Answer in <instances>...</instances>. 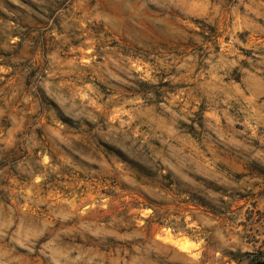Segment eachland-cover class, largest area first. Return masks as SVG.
<instances>
[{"label":"rangeland","instance_id":"obj_1","mask_svg":"<svg viewBox=\"0 0 264 264\" xmlns=\"http://www.w3.org/2000/svg\"><path fill=\"white\" fill-rule=\"evenodd\" d=\"M0 264H264V0H0Z\"/></svg>","mask_w":264,"mask_h":264}]
</instances>
